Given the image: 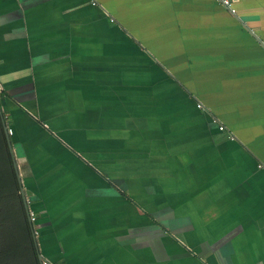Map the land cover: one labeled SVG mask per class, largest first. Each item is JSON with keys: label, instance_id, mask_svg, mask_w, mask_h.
Returning <instances> with one entry per match:
<instances>
[{"label": "crops", "instance_id": "obj_1", "mask_svg": "<svg viewBox=\"0 0 264 264\" xmlns=\"http://www.w3.org/2000/svg\"><path fill=\"white\" fill-rule=\"evenodd\" d=\"M231 1L0 0L38 258L264 264V0Z\"/></svg>", "mask_w": 264, "mask_h": 264}, {"label": "trees", "instance_id": "obj_2", "mask_svg": "<svg viewBox=\"0 0 264 264\" xmlns=\"http://www.w3.org/2000/svg\"><path fill=\"white\" fill-rule=\"evenodd\" d=\"M0 115V264H41Z\"/></svg>", "mask_w": 264, "mask_h": 264}, {"label": "built area", "instance_id": "obj_3", "mask_svg": "<svg viewBox=\"0 0 264 264\" xmlns=\"http://www.w3.org/2000/svg\"><path fill=\"white\" fill-rule=\"evenodd\" d=\"M217 1H218L220 4H222L223 6H225V7H226L231 13H235V8H234V6H233L231 0H217ZM196 105H197L198 108H203V109H204L203 105H202L200 102H198ZM211 120L214 121V122H216V124H217V128H218L219 130H221V131L226 130L225 125H224L219 119H217L216 117H213V116H212V117H211ZM6 132H7V134L10 136V135L13 133V130H12V128H10V127H6ZM229 137H230L231 139L234 138V136H233L231 133L229 134ZM25 202H26V204H27V206H28V203L30 202V199H29V198H25ZM27 214H28L29 221H30L31 224L33 225V231H34V234H35V233H37L36 228L34 227V223H35V220H36V214H35V212H34L31 208H29V207H28V209H27ZM40 263H41V264H52V263H50L48 260H45V259H43V258L40 259Z\"/></svg>", "mask_w": 264, "mask_h": 264}, {"label": "rangeland", "instance_id": "obj_4", "mask_svg": "<svg viewBox=\"0 0 264 264\" xmlns=\"http://www.w3.org/2000/svg\"><path fill=\"white\" fill-rule=\"evenodd\" d=\"M232 14H235V13H232ZM212 81L220 82V79L218 80V79L216 78V79H213ZM200 92H201V93L198 94L199 97H203L202 94H203L204 91H200ZM215 92H216V93L219 92V88L217 87V83H216V89H215ZM212 98H213V99H219L220 96L215 95V96H213ZM203 99H205V101H206L208 104H210V106H209V107H210V110H208L209 113L211 112V113L213 114L212 111H214V113H216L217 115H221V113H222L221 106H220V108L217 107L218 105L216 104V102L211 101L209 98H204V97H203ZM213 107H214L215 110H213ZM204 109H206V108H204ZM218 117L221 118V116H218ZM229 132H230V131H229ZM231 133H232V131H231ZM232 134H233V133H232ZM233 135H234V134H233ZM234 136H235V135H234ZM236 138H237V137H236ZM163 215L166 216V215H168V214L164 213ZM163 221H164V223H165L166 225H169V224L167 223L168 220H167L165 217L163 218ZM195 233H198V230H197V229H196ZM200 234H201V233H200Z\"/></svg>", "mask_w": 264, "mask_h": 264}, {"label": "water", "instance_id": "obj_5", "mask_svg": "<svg viewBox=\"0 0 264 264\" xmlns=\"http://www.w3.org/2000/svg\"><path fill=\"white\" fill-rule=\"evenodd\" d=\"M0 115H2V112H1V111H0ZM2 120H3V124H4V128H5V132H6V125H5V122H4L3 115H2ZM6 138H7V143H8L9 149H11V151H12L11 138H10V136L7 134V132H6ZM13 166H14V169H15V171H16V175H17V180H18V183H19V188H20L21 196H22V198H23V200H24V202H25V194H24L23 189H22V185H21V182H20V177H19V175H18V169H17L16 162H15L14 159H13ZM25 207H26V209H28V206H27L26 202H25ZM30 226H31V228H32V233H33L34 243L36 244V239H35V235H34V231H33V225L31 224V222H30ZM41 258H42V256L39 255V259H41Z\"/></svg>", "mask_w": 264, "mask_h": 264}]
</instances>
